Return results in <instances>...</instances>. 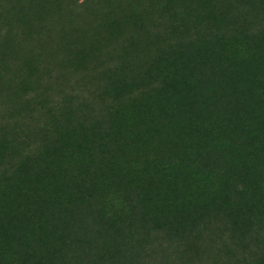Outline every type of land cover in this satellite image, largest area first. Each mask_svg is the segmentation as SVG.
Wrapping results in <instances>:
<instances>
[{"label":"trees","instance_id":"obj_1","mask_svg":"<svg viewBox=\"0 0 264 264\" xmlns=\"http://www.w3.org/2000/svg\"><path fill=\"white\" fill-rule=\"evenodd\" d=\"M0 264H264V0H0Z\"/></svg>","mask_w":264,"mask_h":264}]
</instances>
